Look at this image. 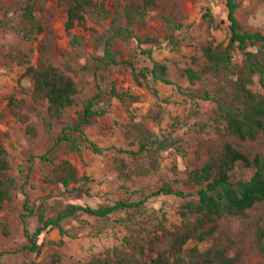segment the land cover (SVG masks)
Instances as JSON below:
<instances>
[{
	"label": "rangeland",
	"instance_id": "rangeland-1",
	"mask_svg": "<svg viewBox=\"0 0 264 264\" xmlns=\"http://www.w3.org/2000/svg\"><path fill=\"white\" fill-rule=\"evenodd\" d=\"M1 1L3 9L0 10V20L5 24L0 28V141L10 152L9 173L17 177L12 199L5 202L4 209L0 211V251L5 252L4 264H23L31 260L40 264H77L79 260H89L107 248L120 244L131 227L139 228V225L133 226L127 222L132 212L119 211L108 219L80 214L65 221V227L75 234L74 238L64 236V244L59 245L62 239L60 231L49 229L41 236L40 242L44 241V245L41 252L36 254L23 249L28 243L24 226L34 231L39 225L37 214L28 216L25 222L22 219L23 191L28 193L36 211L44 202L50 216L56 215L62 205L70 202L97 206L112 204L119 199L138 200L165 182L172 183L186 194H193L188 199L195 197L198 186L185 184L188 172L202 166L209 158V153L221 147L224 137L217 132L214 122L216 102L194 99L192 95L206 91L213 95L220 81L215 75L205 74L201 80L191 82L184 69L201 71L204 68L206 59L202 46L207 41L227 43L230 35L228 21L214 27L203 19L209 7L218 20L226 19V0H157L146 8L144 17L136 19L132 26L134 35H150L160 39L158 45L149 43L143 47L152 48L154 58L168 65L169 77L175 84H155L160 97L167 99V102L158 100L147 86H138L131 70L124 66H112L100 72L103 87L109 88L114 83L119 90L140 95L141 100L130 106L134 122L147 124L159 136L167 134L173 142L157 154L158 168L153 167L148 157L142 156L140 160L145 161L150 171L133 174L125 182L119 176L117 165L119 161L125 160L133 168L135 162L126 153L115 150H107L103 154L89 149L81 153L60 151L55 163L43 162L38 158L33 161L29 159L47 151L52 137L77 115L84 101L96 91L94 75L82 67L85 64L95 66L93 57L103 53V46L96 42L97 36L111 25L117 10L123 12L124 7L133 0H97L104 3L107 10L89 12L86 16L89 29L77 25L71 32L66 29V6L57 0H44V8L37 11V16L45 31L34 34L30 39L23 38L18 30L23 25L19 4L24 0ZM236 1L239 4L236 15L242 26L249 31L264 33V0ZM166 33L174 35V43L164 39ZM73 34L83 37L82 44L71 43ZM44 42L49 45L50 60L72 75L80 88L76 104L68 107L59 119L48 115L47 102L36 104L33 101L32 77L26 75L27 65L19 64L20 53H26L29 64L36 66L40 58V45ZM114 48L119 52L118 56L128 58L136 55L137 65L152 64L147 56L140 54L138 41L134 37L129 40L116 38ZM234 56L237 63L244 59L239 50L234 52ZM177 86L183 90L180 91ZM255 88L259 89L258 86ZM11 94L26 100L21 112L29 115L27 122L22 121L20 114L10 108L8 97ZM157 113H160V120L154 119ZM48 123L52 124L50 128ZM131 123V114L118 99H114L109 112L99 117L86 131L102 146L117 145L138 150V144H130V141L137 142L134 136L137 130L132 132L135 129L131 128ZM28 125L36 128L35 135L29 133ZM236 144L247 153H263L264 133L257 140ZM64 158L76 166L80 177L88 175L91 180L87 183H72L68 190L61 184L45 182V173ZM252 173V170L239 165L233 179H248ZM27 175L29 182L25 184ZM185 200L177 195L150 197L145 202L144 214L138 219L146 222L149 230L158 226L159 220L163 221L167 229H172L182 222L180 210ZM248 213L251 215L249 219L239 216L222 219L216 236L201 242L190 240L186 247L197 246L201 251L227 247L230 256L238 254L248 264H264V258L253 248L252 224L256 216L264 213V207L249 210ZM157 233L162 234L163 231L158 229Z\"/></svg>",
	"mask_w": 264,
	"mask_h": 264
},
{
	"label": "trees",
	"instance_id": "trees-1",
	"mask_svg": "<svg viewBox=\"0 0 264 264\" xmlns=\"http://www.w3.org/2000/svg\"><path fill=\"white\" fill-rule=\"evenodd\" d=\"M43 1L24 0L19 4L23 25L18 30L23 38L30 39L34 34L45 31L43 23L37 16V11L44 8ZM57 1L66 6L68 32L77 25L89 29L87 14L94 10L100 12L107 10L105 4L97 0ZM156 1L133 0L124 7L123 12L117 10L111 25L96 39L97 44L103 46V53L93 57L94 67L89 64L82 67L94 75L96 91L84 101L83 108L77 112V115L52 137L47 151L39 156H32L30 161L38 158L43 162L55 163L60 151L81 153L84 149H89L94 153L103 154L107 150H115L126 153L135 162L134 167L131 168L125 160L119 161L117 166L123 182L133 174H146L150 171L145 161L140 160L142 156L148 157L153 167H159L157 154L166 150L173 142L167 134L159 136L150 130L147 124L134 122L130 106L141 100L140 95L128 90H119L114 83L109 88H105L100 76L101 71L112 66H124L131 70L138 86H147L158 100L167 102V99L160 97L155 84L158 82L175 84L169 77L168 65L154 58L152 48L143 47L144 44L149 43L158 45L160 39L150 35L136 36L132 28L136 19L144 17L146 8ZM226 5L228 8L226 19L218 20L210 7L203 14V19L208 20L214 27H219L228 21L230 35L227 43L215 44L212 40L207 41L202 46V53L206 59L204 68L201 71L193 68L184 69L191 82L201 80L205 74L215 75L220 81L213 95L207 91L192 95L194 99L216 102L214 122L217 132L224 137L221 147L212 150L202 166L188 172L185 184L198 186L196 196L188 199L187 197L193 194H186L172 183L165 182L138 200L119 199L112 204L97 206L70 202L62 205L56 215L50 216L44 202L36 211L28 193L23 191V221L34 214H37L39 220V225L34 231L24 226L28 243L23 249L39 254L44 245V241L40 242V238L49 229L56 228L60 231L62 239L58 242L59 245L64 244V236L74 238L75 234L70 233L65 227V221L77 215L88 214L98 219H108L116 212L127 211L133 213L127 222L133 226L137 224L139 228L131 227L120 244L107 248L89 260H79L77 264H248L238 254L230 256L227 247H215L206 251H201L197 246L186 247L190 240L201 242L216 236L222 219L234 216L249 219L251 218L249 210L264 207V152L250 154L236 144L257 140L264 133V33L249 31L242 26L236 15L239 7L236 0H226ZM2 9L3 4L0 0V10ZM4 24V21L0 20V28ZM133 37L138 41L140 54L147 56L151 60V65H137V56L134 54L128 58L118 56L119 52L114 48V40L116 38L129 40ZM164 39L175 42L174 35L169 33H166ZM82 42L81 35H72L73 45H80ZM236 50L244 55L241 63L235 61ZM18 58L20 65H27L26 75L32 77L33 101L36 104L47 102V113L51 118H61L68 107L76 104V97L80 92L79 84L72 75L50 60L49 45L46 42L40 45V58L36 66L29 64L26 53H20ZM177 87L180 91L183 90L181 86ZM114 99H118L131 114V128L135 129L132 132L137 130L134 135L137 142L130 141V144H138V150L117 145L102 146L86 131L87 127L94 124L99 117L109 112ZM8 100L10 108L16 114H20L22 121L27 122L29 115L21 112L26 100L15 94H11ZM154 119L160 120V113H157ZM51 125V123L47 124L49 128ZM27 130L32 135L36 134V128L32 125H28ZM130 134L128 136H131ZM9 157L8 148L0 141V211L4 209L5 202L12 199V192L17 187V177L9 173L11 169ZM239 165L253 171L248 179H233V174ZM90 180L88 175L80 177L76 166L67 158L62 159L44 175L45 182L61 184L66 190L72 183H87ZM27 182H29L28 175L25 184ZM161 194L177 195L186 199L180 210L183 219L172 229H167L163 221L159 220L158 226L149 230L146 222H141L138 216L144 214L145 202L148 198ZM255 218L252 221L253 248L264 258V213ZM158 229L163 233L158 234ZM4 254V251H0V264H4ZM23 264L40 263L31 260Z\"/></svg>",
	"mask_w": 264,
	"mask_h": 264
}]
</instances>
